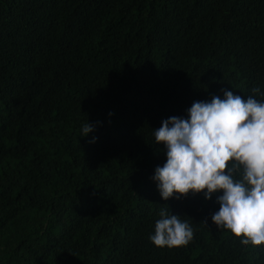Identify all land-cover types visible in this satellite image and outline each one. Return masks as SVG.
Segmentation results:
<instances>
[{
  "label": "trees",
  "instance_id": "1",
  "mask_svg": "<svg viewBox=\"0 0 264 264\" xmlns=\"http://www.w3.org/2000/svg\"><path fill=\"white\" fill-rule=\"evenodd\" d=\"M222 90L264 102V0H0V264H264L222 192L152 179L154 130ZM166 207L187 245L150 241Z\"/></svg>",
  "mask_w": 264,
  "mask_h": 264
},
{
  "label": "clouds",
  "instance_id": "2",
  "mask_svg": "<svg viewBox=\"0 0 264 264\" xmlns=\"http://www.w3.org/2000/svg\"><path fill=\"white\" fill-rule=\"evenodd\" d=\"M222 91L224 99L195 101L187 119L173 116L154 130L155 141L166 149V162L155 168L152 179L163 200L189 192H203L208 200L222 192L213 223L243 237V245L259 246L264 244V102ZM93 130L86 122L81 136ZM159 217L149 237L154 246L176 248L193 239L189 223L171 215L168 207Z\"/></svg>",
  "mask_w": 264,
  "mask_h": 264
}]
</instances>
